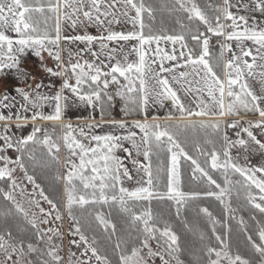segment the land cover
<instances>
[{
  "label": "snow or ice",
  "instance_id": "obj_1",
  "mask_svg": "<svg viewBox=\"0 0 264 264\" xmlns=\"http://www.w3.org/2000/svg\"><path fill=\"white\" fill-rule=\"evenodd\" d=\"M117 3L118 0H113L107 5H102V0H88L87 3L85 0H47L46 3H42L41 0H0V71L12 69L16 71L18 78L26 79V74L20 68V57L27 49H31L38 57L42 52H47L57 62V70L49 67L43 70L52 76L63 78L60 89L52 96L17 87L16 92L22 97L20 109L15 114L11 111L7 115L0 113V121L6 122L3 124V132L0 133V140L4 141L0 146L2 161L0 180L5 182L6 189L0 188V194L8 203L7 207L0 208V218L4 221L3 225H0V254L3 255L0 264H63L64 258L60 255V247L55 244V238L60 235L59 231L52 227H39L48 225L53 213L55 220H61L59 206L45 194L34 175L28 171L29 164L33 167H49L53 164L59 166L61 141L68 153L64 161L66 173L62 177L64 206L74 221V234L79 235V242L73 240L72 243L83 248L79 255L76 252L70 254L68 264H113L106 254L101 253L96 237L93 236L90 241L85 235L81 217L73 214L74 207H78L91 216L93 214L91 206L101 204L115 206L127 217L132 229L127 238L117 239L114 252L118 256V264H150V261L154 264L155 258H158L161 264H173V261L175 264H184L179 258L183 251L179 236L167 222L160 226V218L153 214L150 207L153 199L166 198L175 202L179 217L186 202L199 197L200 193H185L180 190L181 157L191 162L192 179L205 178L209 186L219 190L218 192L209 190L203 195L215 196L224 205L226 213L234 209L225 202V197L235 190L237 197L243 192L247 204L264 215V166L242 167L230 154V149L237 146H243L248 151L249 143L257 145L259 150L264 151V142L257 139L252 131L253 128L264 131V27H258L255 18L249 25L245 15H236L231 10L251 9L264 14V0H251V4H233L231 0H222V5L207 4L205 8L196 0H172L170 5L162 4L159 8L147 3L146 0H122L125 7L122 15L133 25V31L124 33L105 29L107 34L98 37L88 34L62 36L61 21H71L72 27L75 28L78 22L83 23L80 20L81 15L85 20L94 21L100 26L105 24V20L108 24L113 23V19L108 17H113L115 22L119 23L114 11ZM206 9L210 10V13ZM158 10H166L170 15L183 12L189 23L185 25L178 17L176 23L180 32L175 34L169 33L163 27L155 28L154 23H145V16L148 21L154 22ZM132 12L135 13L134 16L131 15ZM53 19L54 35L49 31V21ZM194 21L203 25L206 32L200 31L199 26L193 28ZM137 27L138 30H135ZM8 32L15 33L16 38L9 36ZM206 33L218 38L220 52L216 57L212 55ZM188 35L200 47L199 53L188 47L186 43ZM221 37L222 43L219 42ZM61 40L86 43L87 47L81 49V53L89 52L97 60H100L102 55L106 56L108 63L100 60V64L97 65L88 61L73 63L69 60L65 64L59 51ZM120 41L137 42L131 49L138 58L136 61L128 60L130 53H123L122 60L117 59L118 51L123 52V48L119 50L110 48L107 42ZM232 41H235V47L239 52L233 50ZM246 41L255 46L254 50L253 47L245 45ZM94 43L99 44V52L93 51ZM161 44H171L172 51H167ZM152 45H155V48ZM225 52L231 53L230 59H224ZM166 62L175 63L166 66ZM221 67L222 76L217 71ZM69 72L74 83L69 79ZM257 77L259 93L249 83V79L256 80ZM110 85L116 86L115 96L124 102L121 111L126 115L142 112L146 117L150 103L164 107V102L169 101L172 108L180 114L181 123L162 124L156 116L152 117L151 122L145 118L143 121L135 120L131 125L124 120L104 121L105 112L112 106L114 100L109 90ZM40 87L41 84L37 83L36 89ZM66 90L75 97V100L71 101L72 106L84 105L93 110L98 109L101 121L113 129H139L142 134L139 140L137 133L131 130L123 135L115 132L89 135L92 129L102 125L87 123L74 127L71 122H64L70 101V97L64 94ZM181 91L193 97L192 102L196 110L185 105L179 94ZM8 99L9 97L5 95L0 99V105L10 109L11 105L5 103ZM44 102H54L52 113L45 115L39 111ZM30 109L34 110L30 117L21 115L20 110L26 113ZM246 113L258 114L259 119L248 121L247 127L243 128L240 127L239 120H233L227 127L240 128V132L247 134L248 140L244 138L231 140L226 132L222 134L221 125L224 122L221 119L199 121L186 119L192 116L225 117ZM173 118L171 113L165 117L166 120ZM13 119L17 121L15 124L17 130L26 127V122L31 120L33 122L31 132L20 137L8 135L10 125L7 122ZM37 120L52 121V131L49 132L47 128L35 124ZM197 127L204 130L206 136L215 135L223 142L221 149H217L216 141L206 139L205 143L213 145L210 151L202 148L199 143L194 145L195 151L206 158V163L210 158L212 170L221 171L224 176L223 185L217 183L207 168L185 150L180 140L182 129ZM240 132H237V136H240ZM77 136L89 139L92 146L85 145ZM124 142H129L131 149L124 147ZM8 149H14L19 155L12 158L4 154ZM117 150L126 153L134 170L137 173L143 172L147 177L143 183L138 181L140 186L134 190L123 186V180L131 181L133 176L123 159L115 154ZM133 150L136 157L142 155L144 161L148 163H142L134 158ZM38 151L41 153L39 157ZM164 152L170 154L166 169L167 193L156 190L160 184L161 174L165 172L164 161L161 159V153ZM153 156L159 161L155 174L151 163ZM17 167L23 172V179L32 185V193H27L22 187V181L16 179L14 173ZM230 172L239 174L243 179H231ZM59 178L58 176L57 179ZM37 189L42 200L50 205V210L42 207L40 201L35 198ZM17 191L21 197H27L30 208L38 209L39 216L42 217L39 221L36 213H32L30 217L29 211L17 201L15 195ZM141 201H147L149 207L137 211L136 205ZM199 212L213 223L212 235L217 242L215 247L204 245L202 251L207 257L206 264H264V221H257L254 239L253 233L246 230L243 219L240 220L241 227L245 229L246 245L257 258L253 259L239 250L233 252L227 233L223 235L217 233L215 220L207 207L200 208ZM231 218L235 219L234 216ZM251 218L256 220L255 216ZM10 220H22L29 225L34 230L32 238H29L28 230L19 224L16 225L14 232L9 224ZM95 221L104 232L109 233V236L115 235L116 225L104 214L96 212ZM184 227L191 231L187 222H184ZM199 240L201 242L205 240L203 233L199 235ZM152 242H155V249ZM26 257L29 259L26 260ZM72 257H75V260ZM195 264H203V261L198 259Z\"/></svg>",
  "mask_w": 264,
  "mask_h": 264
},
{
  "label": "trees",
  "instance_id": "obj_2",
  "mask_svg": "<svg viewBox=\"0 0 264 264\" xmlns=\"http://www.w3.org/2000/svg\"><path fill=\"white\" fill-rule=\"evenodd\" d=\"M221 0L208 1V0H196V2L202 7L205 8L207 4L217 5ZM42 3H46L47 0H41ZM147 3L153 4L155 7L159 8L162 4H171L172 0H146ZM218 2V3H217ZM220 5V4H219ZM207 10V9H206ZM210 13V10H207ZM39 15V14H37ZM51 15V14H49ZM180 18L185 25L189 23V21L185 18L186 14L183 12L169 14L166 10L157 11L155 15V21L150 22L147 20L145 16V23H154L155 28L163 27L169 33H178L180 32L179 25L176 23L177 18ZM55 20L49 21V31L54 35L52 31L54 27ZM199 26L200 31H205L203 25H200L198 21H194L192 27L195 28ZM214 39V38H213ZM214 40L218 41L216 37ZM221 38H219V41ZM186 43L196 50L197 53L201 51L200 47L196 45L194 41L191 40L190 35L186 36ZM210 50L214 57L218 56L220 52L219 45H210ZM218 73L222 76L221 68L217 69ZM1 74V72H0ZM138 118H143L140 114L136 116ZM196 121V120H193ZM1 122V121H0ZM3 122V121H2ZM181 123V122H178ZM43 126H48L49 124H53L50 122L41 123ZM162 124L175 125L173 121H163ZM49 132L52 130L47 128ZM222 134L225 132L223 124L221 125ZM211 130H209L210 132ZM0 133H2L0 131ZM41 135L42 134H38ZM206 139H212L216 141L215 147L217 149H221L222 140L215 135L206 136L205 131L197 128H188L182 129L180 140L185 147V150L189 152L194 158H196L199 163L206 167L209 171V174L217 181L223 185L224 176L221 174V171L212 170L210 167V158H208V163H206V158L195 151L194 145L199 143L202 148L207 151H210L213 147L212 144L205 143ZM41 153L38 151L37 156L39 157ZM60 157V152H59ZM161 159L164 161L165 172L161 174L159 187L156 189L161 193H167V174L166 169L169 161V154L167 152L161 153ZM223 159V158H222ZM153 171L155 174V168L159 161H157L156 157L153 156L151 160ZM192 165L190 161H185L182 157L180 158V190L185 193H200L199 197L196 199H189L185 206L181 209L179 217L176 212V204L174 201L164 199V200H156L153 199L151 201V210L154 215L158 216L161 220V225L163 226L164 222L170 224L173 230L179 236L180 246L183 249L179 258L184 262V264H195V261L201 259L203 264H206L207 257L202 251L205 244L209 246H217V242L215 237L212 235L213 223L210 219L199 212V209L202 207H207L209 211L212 213V216L215 220V228L218 234L228 235V242L232 247L233 252L239 250L242 254L247 256L248 258L257 259L252 253L250 247L246 245V238L244 235L245 229L241 227L240 220L243 219L244 224L246 226V230L252 232L255 237V231L257 229V221H264V215L260 214L258 210L251 208L250 205L247 204L246 199L244 198L243 192L241 195L237 197L236 191L234 190L230 195L225 197V202L229 204L231 209L234 211L225 212L224 205H222L219 200L216 199L215 196L209 197L203 195V193L211 190L218 192V189H215L214 186H209L207 180L205 178L192 179ZM61 170L62 165L61 162L59 166L53 164L49 167H33L29 164V174L34 175L36 182L43 188L45 194L49 196L54 202H56L59 206V210L64 208L67 217L74 224V221L69 217L67 209L63 206V184L61 180ZM199 177V173L196 174ZM231 179L233 180H242L243 178L239 176V174L229 173ZM60 177L57 179V177ZM238 187V186H237ZM0 188L6 189V184L4 181L0 180ZM253 191H256L253 189ZM65 205V204H64ZM8 203L3 200L2 194H0V208L7 207ZM88 207V206H86ZM149 207L147 201H141L136 205L137 211H141ZM93 214L91 216L88 215L87 211H83L78 207H74L73 214L77 217H81L82 230L85 235L88 236L89 240L96 237L98 241V247L101 250L102 254H106L109 259L113 262V264H118V256L114 252V247L118 238H127L128 233L132 231L128 219L122 213L118 211L115 206L112 205H95L91 206ZM100 212L104 214V216L112 221L116 225V233L115 235L109 236V233L104 232V230L98 225L95 221V213ZM234 216L235 219L231 217ZM255 216L256 220H253L251 217ZM184 222H187L191 228V231L185 229ZM3 218H0V225H3ZM10 226L13 227L15 232L16 225L26 228L29 233V238H32V233L34 230L31 229L29 225L24 223L22 220L20 221H9ZM110 231V230H109ZM203 233L205 236V240L201 242L199 240V235ZM133 235L135 233L133 232Z\"/></svg>",
  "mask_w": 264,
  "mask_h": 264
},
{
  "label": "rangeland",
  "instance_id": "obj_3",
  "mask_svg": "<svg viewBox=\"0 0 264 264\" xmlns=\"http://www.w3.org/2000/svg\"><path fill=\"white\" fill-rule=\"evenodd\" d=\"M209 1V0H208ZM215 1V0H211ZM88 0H85V3H87ZM113 2V0H102V5H107V4H111ZM210 2V1H209ZM218 3V2H217ZM220 5H222V0L220 1V3H218ZM103 10V7H102ZM116 13V17L119 18V20L121 18H123L124 21V30H122V26L121 24H118V26L115 24L116 22L113 21L112 24H109V26H107V20H105V29H108V31H115V32H130L133 31V25L129 22V20L124 17L122 15V12L125 11V7L122 3V0H118L117 3V8L114 10ZM247 18H252V11L251 13L248 12L247 13ZM254 14H259V13H254ZM131 15H135L134 12L131 13ZM101 19H105L104 17H101ZM108 19H113V17H108ZM80 20L83 21V23H77L76 27L74 28L73 32H70L71 35H69V31L73 28L71 21L68 20H62L61 21V33L63 36H73V35H82V32L84 30V24L86 23L87 20H85L83 18V16H80ZM255 20L257 21V26H261L264 27V19L260 21V19H258V17L255 18ZM253 22L252 19L249 20V25H251ZM64 26V27H63ZM86 28V27H85ZM101 28V26H100ZM138 30V29H135ZM94 30H92L93 32ZM68 32V33H67ZM9 36H12L13 38L15 37V33L12 32H8L7 33ZM68 34V35H66ZM206 35L209 37V44L210 45H219L217 40H214L216 37L214 35H212L211 33H206ZM214 38V39H213ZM222 41H219L220 43L223 42V38L221 37ZM64 41V40H63ZM66 42V43H65ZM64 45H62V52L61 53V60L63 63L67 64L69 60H71L73 63L76 61H79L80 63H83L84 61H88V62H92L95 63L97 65L100 64V60H104V62L107 64L108 61L106 59V56H101L100 60H97L95 57H91L89 54V52H83L81 53V48H86L87 45L86 43H82L79 41H73V42H69V41H64ZM109 43V46H114V44L116 42H107ZM122 42H117L118 47H120ZM124 43V44H123ZM123 52H119L117 53V59H123V53H130V55L128 56V60L129 61H136L138 58L136 57L134 52H131V49L133 47L134 44H136V41H129V42H124L123 41ZM95 44V43H94ZM93 44V45H94ZM99 47V44L96 43ZM92 45V46H93ZM233 50L236 52H239V49H237L235 47V41L233 42ZM246 46L248 47H253V49L255 48V46H253L250 42L246 43ZM70 47V48H69ZM153 48H155V45H152ZM161 47H165L167 49V51L171 52L172 51V45L171 44H161ZM189 48H192V45H188ZM65 48H68V51L65 50ZM77 48V49H75ZM72 49V50H71ZM120 48H118L119 50ZM177 49V53L179 52V45L176 46ZM70 50V51H69ZM95 51V49L93 50ZM75 53H79V55H74ZM45 53L42 52L41 56L38 57L36 56L33 51L31 49H27L24 53V55L22 57H20V68L23 70L24 69V63L26 64V69H27V74H26V79L25 78H18L17 73L15 70L12 69H4L3 71H0V99H2L5 95H7L9 97L8 101H5V103H8L11 105V108H4L2 105H0V113L2 114H9V112L11 111L13 114H15L19 109H20V103L22 101V97L16 92V88L20 87V88H24L25 90L28 91H33L35 90L36 92H38L41 95H46V96H52L56 93V91H58L62 85L63 82V78L62 77H57V76H52L49 73L45 72L43 69L45 67H49L52 68L54 71L57 70V68L55 67L57 65V62L50 57L46 58ZM214 57V56H213ZM231 58V53L225 52L224 55V59H230ZM23 62V66L22 63ZM115 61H113L114 63ZM214 62V61H213ZM173 63L175 62H166V66H171ZM180 63H182V61H180ZM106 70V69H105ZM183 70V69H180ZM221 71L223 74V70L221 67ZM13 73V74H12ZM6 74V75H5ZM69 79L71 82L74 83V79L71 77V73L69 72ZM122 80V78H121ZM258 77L256 80L254 79H249V83L251 85L254 86V90L257 91L259 93V85L257 83ZM37 83L41 84V87L39 89H36V85ZM86 87V86H85ZM110 92L113 94L114 96V100L112 102V106L105 112L104 115V121H108V120H112V119H123L124 117L126 118H136L139 119L136 116H139V114L143 117L141 118L143 121L145 119V114L142 112H133L131 114H125L123 111H121V109L124 107V102L119 98L115 96V90H116V86L115 85H110ZM65 95H68L70 97V101H69V108L65 113V118H73L74 120H64V122H71L73 124V126L75 127L76 125H84L87 123H96V124H101V127L98 128H94L90 131L89 135L91 134H98V135H104L107 133H111V132H115V134L118 135H123L126 134L127 131L131 130V131H135L137 133V140H139L140 135H142L139 131V129H135V128H130V129H113L110 125H108L107 123H104L101 121V116H100V112L98 109L93 110L91 108H88L84 105H79V102L76 101V103L79 106H72L71 101L75 100V97L72 96V94L70 92H68L67 90L64 93ZM182 97L183 102L185 103L186 106L193 108V110L195 109V104L192 102L193 101V97L191 95H186L183 91H181L179 93ZM21 111V115H27V116H31L34 110H29L28 112H23ZM39 111H41L43 114L47 115L50 114L54 111V102H44L43 106L39 109ZM175 113V114H179L178 112H176L175 109L172 108L171 103L169 101H165L164 102V107H160L158 104H152L150 103L147 109V113L146 115H151V114H156V115H169V114ZM94 118V119H93ZM259 119V117H254V119H252L251 121H255ZM15 120V119H13ZM9 121L7 122L10 125V129L8 132V135H12L14 137H20L21 135H27L31 132L32 130V126L33 124H27L29 122H26V127H24L23 129L17 130L15 127V124L17 123V121ZM193 120V119H190ZM195 120V119H194ZM201 120V119H199ZM196 120V121H199ZM203 120H209V119H203ZM221 120L224 122L223 126H224V130L227 133V135L229 136V138L231 140H237L235 136H233L232 133V129L231 128H227L225 121L221 118ZM164 120L159 121L160 123H163ZM167 121V120H166ZM174 123H178L181 122L180 120H172ZM250 121V120H248ZM50 123H53L52 121H48ZM151 122V121H149ZM6 122H0V131L3 132V124ZM20 123H25L24 121H20ZM44 122H40L37 121L35 124L42 126L43 128H49L52 130L53 124H49L48 126H43ZM46 123V122H45ZM129 125H131V123H128ZM243 126V125H241ZM247 126V122L245 124L246 127ZM78 131V129H77ZM85 131H89L88 129H85ZM254 135L257 136V139L261 140L262 142H264V131H262L261 129H257V128H253L252 129ZM243 132H240V135ZM246 135V133L244 134ZM78 139L82 140V142L91 147L92 143H90L89 139H86L84 137H80L77 136ZM240 138H244L240 136ZM245 140H248V137L246 136L244 138ZM61 148H60V162L62 165V170H61V180H62V184H63V188H64V180H63V176L66 173V169L64 167V161L66 156L68 155L67 150L63 147V142L61 141ZM4 144L3 140H0V146H2ZM124 147L130 148L131 149V144L129 142H124ZM249 150L246 151L245 148L242 146H237L234 148L230 149V154L233 157L234 161L239 164L242 167H261L264 166V151L260 152V150L258 149L257 145L254 144H249ZM12 158H15V156L19 155V153H17L14 149H8L6 153H4ZM118 157H120L121 159H123L124 164L129 168L131 175L133 176V179L131 181L124 179L123 180V186L128 188L129 190H134L136 187L140 186V184H138L137 182L140 181L141 183H143V181H145L147 179V177L144 175L143 172L137 173L134 168H133V164L131 163V160L127 158V154L124 153L121 150H117L115 153ZM133 157L136 158L137 160H139L142 163H148L147 161H144L143 156H139L136 157L135 156V152L133 150ZM170 157V154H169ZM78 162V161H77ZM0 166H2V161H0ZM16 179L18 181H22V187H24L26 189L27 193H32L33 192V187L31 184H29L27 182V180L23 179V172L17 167L16 171L14 173ZM230 176V175H229ZM257 176L259 177V174H257ZM64 193V191H63ZM17 201L20 202L21 204H23V206L25 207V209L27 211H29V215L31 217L32 213H36L38 221L39 219H41L42 217L39 216V212L38 209H36L35 207H29L28 203H27V197H21L19 195V192L17 191V193H15ZM63 206L65 204V196L63 194ZM35 198L37 200L40 201V204L42 207H44L46 210H50V205H48L46 202H44L42 200V198L39 196V190H36V194H35ZM60 215H61V220L57 221L55 220V213H53L52 217L49 218V224L48 225H39V227L41 228H48V227H52L54 229H57L60 233L59 236H57L55 238V244L59 245L60 247V255L64 258L63 264H68V260L70 257V254L72 252H76L77 255H79L82 251L83 248L79 247L78 244H74L72 243L73 240L79 242V235L78 234H74V227H73V223L71 222V220L67 217V214L64 210V208L62 210H59ZM41 247H44V245H41ZM152 247L155 249L156 245L155 242H152ZM145 255H146V250H145ZM3 259V255L0 254V260ZM26 260L29 259V257L25 258ZM73 260H75V257H72ZM150 264H152V261H150ZM154 264H161V262L159 261L158 258H155L154 260ZM173 264H175V261H173Z\"/></svg>",
  "mask_w": 264,
  "mask_h": 264
},
{
  "label": "crops",
  "instance_id": "obj_4",
  "mask_svg": "<svg viewBox=\"0 0 264 264\" xmlns=\"http://www.w3.org/2000/svg\"><path fill=\"white\" fill-rule=\"evenodd\" d=\"M231 3H233V4H237V3H247V4H251V0H231ZM232 11H233V13L234 14H236V15H245L246 17H247V13L248 12H250L251 13V9H249L248 11H245V10H243L242 8L238 11L237 10V8H233V9H231ZM259 13V14H254V13ZM252 18H249L248 20H250V19H252L253 20V18H256V17H258V19H260V21L259 22H261V20L262 19H264V14H261L260 12H258V11H252ZM114 22H115V20H113ZM120 22L119 23H115L117 26H118V24H121V26H122V30H124L123 28V26H124V21H123V18H121L120 20H119ZM107 26H109V24L107 23L106 24ZM84 26V30H83V32H82V35L83 34H88V35H93V36H101V35H106L107 34V31H108V29H107V31H105V25H103V26H101V28H100V25H97L94 21H86V23L83 25ZM62 27V26H61ZM64 27V26H63ZM86 27V28H85ZM258 27H261V26H258ZM137 29H138V27H137ZM92 30H94L93 32H92ZM74 31V28H72L70 31H69V35H71V33L70 32H73ZM68 34H66V35H68ZM63 36V35H62ZM65 41V40H64ZM64 41L63 40H61V42H60V45H59V51L60 52H62V45H64L65 43H64ZM220 41H222V39L220 40ZM120 42H122L123 43V41H120ZM119 42V43H120ZM233 42L234 41H232L231 43L233 44ZM250 41H246L245 42V45H246V43H249ZM121 43V45H120V47H118V44H117V42L114 44V46H110V48H116V49H118V48H121V47H123V44ZM251 43V42H250ZM70 48V47H69ZM92 48H93V50L95 49V51H97V52H99L100 51V46L98 47V45L95 43L93 46H92ZM67 49V50H66ZM75 49H77V48H75ZM81 49H85V48H81ZM65 50L66 51H68V48H65ZM72 50V49H71ZM254 50V49H253ZM70 51V50H69ZM86 52V51H85ZM84 52V53H85ZM45 53V57L46 58H49L50 59V57L48 56V53L47 52H44ZM74 54V53H73ZM74 55H79V53H75ZM91 57H92V55L91 54H89ZM103 56V55H102ZM22 64V66H23V62L21 63ZM24 69H23V71H24V73H26L27 74V69H26V64L24 63ZM13 74V73H12ZM6 75V74H5ZM172 115H173V119L172 120H180V114H175V113H172ZM153 116H156V117H158V119H159V121H162V120H164V121H166V119H165V117L167 116V115H156V114H151V115H146V117L145 118H147L148 119V121H152V117ZM254 117H258V114H255V113H246V114H242V115H240V116H236V115H232V116H225V117H196V116H192V117H186V119H188V120H190V119H195V120H199V119H223V120H226L225 121V124H226V127H227V124L228 123H231L233 120H239L240 121V127L241 128H243V126H245V124H246V122H248V120H252V119H254ZM69 120H74L73 118H68ZM68 119H66L65 118V120H68ZM117 120H120V119H117ZM121 120H124L127 124L128 123H131L132 124V122L133 121H135V120H142L141 118H139V119H136V118H126V117H124L123 119H121ZM172 120H167V121H172ZM13 121H15V120H13ZM37 121H40V122H48V121H41V120H37ZM36 121V122H37ZM4 122V121H3ZM9 122V121H8ZM27 122H29V123H27V124H33V122L31 121V120H28ZM35 122V123H36ZM241 125H243V126H241ZM247 127V126H246ZM228 128V127H227ZM232 130V133H233V136H235L236 137V139H239L240 138V136L241 137H243L244 136V138L247 136V134L246 135H244L245 133L243 132L240 136H237V132H240V128H236V129H233V128H231ZM250 144V143H249ZM242 147V146H241ZM260 152H263V151H261L260 150Z\"/></svg>",
  "mask_w": 264,
  "mask_h": 264
},
{
  "label": "flooded vegetation",
  "instance_id": "obj_5",
  "mask_svg": "<svg viewBox=\"0 0 264 264\" xmlns=\"http://www.w3.org/2000/svg\"><path fill=\"white\" fill-rule=\"evenodd\" d=\"M55 67L57 68V65Z\"/></svg>",
  "mask_w": 264,
  "mask_h": 264
},
{
  "label": "built area",
  "instance_id": "obj_6",
  "mask_svg": "<svg viewBox=\"0 0 264 264\" xmlns=\"http://www.w3.org/2000/svg\"><path fill=\"white\" fill-rule=\"evenodd\" d=\"M209 1H211V0H209Z\"/></svg>",
  "mask_w": 264,
  "mask_h": 264
}]
</instances>
